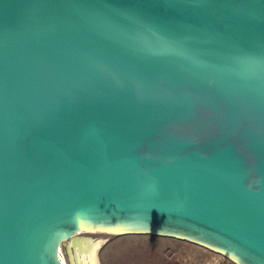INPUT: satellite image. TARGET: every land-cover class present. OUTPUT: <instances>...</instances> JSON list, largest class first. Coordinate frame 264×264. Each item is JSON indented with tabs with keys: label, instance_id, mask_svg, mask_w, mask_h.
<instances>
[{
	"label": "water",
	"instance_id": "1",
	"mask_svg": "<svg viewBox=\"0 0 264 264\" xmlns=\"http://www.w3.org/2000/svg\"><path fill=\"white\" fill-rule=\"evenodd\" d=\"M94 231L264 264V0H0V264Z\"/></svg>",
	"mask_w": 264,
	"mask_h": 264
},
{
	"label": "rangeland",
	"instance_id": "2",
	"mask_svg": "<svg viewBox=\"0 0 264 264\" xmlns=\"http://www.w3.org/2000/svg\"><path fill=\"white\" fill-rule=\"evenodd\" d=\"M76 237L99 242V264H235L207 248L169 237L103 231L82 232ZM71 241L63 243L61 254L67 264H79Z\"/></svg>",
	"mask_w": 264,
	"mask_h": 264
},
{
	"label": "bare ground",
	"instance_id": "3",
	"mask_svg": "<svg viewBox=\"0 0 264 264\" xmlns=\"http://www.w3.org/2000/svg\"><path fill=\"white\" fill-rule=\"evenodd\" d=\"M71 242L75 249V259H78L79 264H99L96 256L99 242L94 241L91 238H77L73 239ZM61 257L63 264H67L62 254Z\"/></svg>",
	"mask_w": 264,
	"mask_h": 264
}]
</instances>
